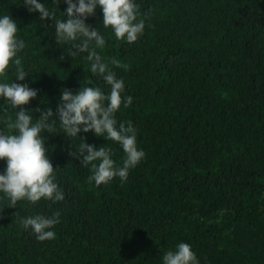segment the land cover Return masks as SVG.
<instances>
[{
    "label": "trees",
    "instance_id": "trees-1",
    "mask_svg": "<svg viewBox=\"0 0 264 264\" xmlns=\"http://www.w3.org/2000/svg\"><path fill=\"white\" fill-rule=\"evenodd\" d=\"M41 2L63 18V0ZM136 3L146 27L135 43L104 29L100 8L86 23L106 38L102 56L128 66L113 68L133 97L116 118L136 127L145 159L126 182L97 187L87 181L89 168L69 155L79 141L72 146L64 132L45 131L65 201L4 206L0 264H162L180 242L192 245L200 264H264V0ZM0 14L16 20L27 45L21 55L31 73L16 82L38 95L23 107L55 113L64 89L75 93L89 80L109 90L82 56H68V46L57 43L55 20L41 22L22 0H0ZM80 135L110 146L117 161L124 155L103 136ZM56 211L54 240L40 242L18 223Z\"/></svg>",
    "mask_w": 264,
    "mask_h": 264
},
{
    "label": "clouds",
    "instance_id": "clouds-1",
    "mask_svg": "<svg viewBox=\"0 0 264 264\" xmlns=\"http://www.w3.org/2000/svg\"><path fill=\"white\" fill-rule=\"evenodd\" d=\"M67 5L60 11L63 18H57V9L49 7L41 0H22L29 12H39L41 22L55 20V40L59 45L68 46V56H82L87 62L92 76L102 80L108 91L96 86L90 80L73 93L64 89L55 113L49 108L26 109L38 91L24 81L31 73L26 70L21 53L27 45L20 37L16 20L8 14H0V161L5 167L0 171V213L4 206L16 208L18 202L27 201L31 205L41 200L56 204L65 201V192L57 182V169L45 147L48 133L64 132L74 146L78 147L69 155L79 159L80 164L89 168L88 183L95 186L108 185L119 178L127 181L129 172L146 157L145 151L137 144V129L131 121L120 122L116 114L129 108L133 103L131 95H124L125 82L118 78L113 68L127 70L115 57L105 58L101 51L107 41L98 30L86 23L97 8L102 10L104 29L118 41L132 44L144 35L146 17L140 18V6L136 0H63ZM58 5L60 0H52ZM52 27V25H49ZM64 57L62 56L61 59ZM10 73L11 77L10 78ZM90 85V86H89ZM32 111L39 112L36 117ZM93 132L103 136L123 150L120 161L114 159L110 146L86 143L80 133ZM20 227L30 231L40 241L56 238L54 228L61 223L59 211L50 215L36 214L22 217ZM162 264H200L192 245L178 243L174 249L163 254Z\"/></svg>",
    "mask_w": 264,
    "mask_h": 264
}]
</instances>
